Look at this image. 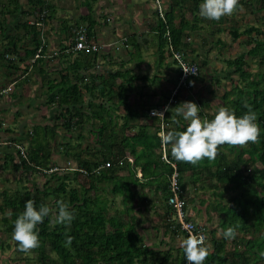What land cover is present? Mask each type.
<instances>
[{"label":"trees","instance_id":"1","mask_svg":"<svg viewBox=\"0 0 264 264\" xmlns=\"http://www.w3.org/2000/svg\"><path fill=\"white\" fill-rule=\"evenodd\" d=\"M29 1L30 15L37 14L40 21L48 19L50 5L43 0ZM99 1L104 0H84L88 14L79 17L63 34L70 39L68 45H61V59L66 66L58 69L56 79L45 86V102L37 108L49 112V116L40 115L41 121L48 122L35 123L30 131L19 128L20 133H16L11 128L2 129L0 121V129L10 136L8 144L0 148V179L10 170L16 185L21 184L20 175L28 176L26 181L30 185L16 187L13 193L1 190L0 252L9 251L14 221L24 211L26 201H34L37 209L41 204L52 209L44 222L37 225L40 246L30 251L35 256L17 250L16 257L0 259V264H187L182 248L170 246V242L186 238L167 205L172 165L181 196L191 211L190 220L203 227L207 234L205 246L211 245L204 264H264V30L248 27L239 32L233 28L229 33L234 40L251 36L244 43L247 50L226 60V71L213 69L209 77L207 52L200 55L194 41L201 36V44L206 47L209 36L221 33V22L226 17L219 21L202 18L199 4L203 0H167L163 19L157 17L153 27L155 64L160 70L156 69L150 78L148 71H133L135 65L140 70L144 64L134 36H127L124 44L135 43L138 50L125 51L124 57H114L103 48L96 52L72 50L75 31L82 26L86 27L89 39L97 43L92 29L99 19L92 12V5ZM162 3L164 0H159ZM243 4H252L253 10L258 4V10H264V0ZM18 9L19 5L10 11L11 17L18 16ZM39 25H17L31 35L29 46L22 55L15 46L0 54V70H5V84L0 91L8 84L17 85L30 67L44 62ZM38 47L42 48L38 54L41 58L31 63ZM174 53H179L185 64L197 66V75L180 82L182 71ZM249 59L261 69L251 80ZM99 61L103 63L101 67ZM167 71L173 77H168ZM233 75L238 76V84L230 81L223 88L222 82ZM152 86L156 89H150ZM198 86L205 87V94ZM188 101L200 107L201 119L209 120L220 106L228 107L237 117L251 108L260 129L258 142L242 147L221 146L214 161L205 159L197 165L176 161L170 146L166 150L161 144L160 133L184 130L187 122L182 117L177 118L178 123L173 122L171 111L164 112V121L157 120L150 111L173 109ZM22 145H26L25 151ZM55 154L64 159L61 165L53 159ZM34 175L42 177L41 186L30 182ZM187 193L192 194L187 198ZM60 199L74 213L70 226L54 222L56 201ZM151 208L161 211V221L142 228L147 220L138 218L136 212ZM214 217L220 230L238 225L236 238L226 240L222 233L216 237ZM194 218L204 223L198 224ZM207 225L211 227L207 229ZM160 228L163 239L158 240ZM65 233L73 237L70 246H66ZM163 246L166 248L162 249ZM12 248H18L17 242H13Z\"/></svg>","mask_w":264,"mask_h":264},{"label":"clouds","instance_id":"2","mask_svg":"<svg viewBox=\"0 0 264 264\" xmlns=\"http://www.w3.org/2000/svg\"><path fill=\"white\" fill-rule=\"evenodd\" d=\"M239 6V0H203L199 4V15L208 20L219 21L222 17L233 15ZM160 18L163 19V12L160 14ZM116 44L115 42L112 46L119 48ZM6 58L12 59L7 56ZM183 71L185 74H190L186 68ZM167 111H171L173 122L178 123L177 118L179 117L187 122L184 130H169L160 133L161 144L166 150L170 146L171 156L178 162L197 165L205 159L214 161L221 146L242 147L259 140L260 129L257 115L251 108L237 117L235 112L228 107L220 106L214 118L209 120L201 119L200 107L194 102L188 101L173 109L165 107L163 112L154 110L153 115L157 117V120L164 121V112ZM56 209L54 222L70 226L75 216L69 205L60 199L56 201ZM50 213H52V209L44 204H41L37 209L34 201L25 202L24 211L14 221L12 232V239L17 242L19 251L29 252L40 246L37 225L43 223L44 218L48 217ZM238 227V225L229 226L222 229L221 233L226 240H233L236 238ZM65 235L67 236L66 246H70L73 237L67 233ZM180 247L184 252L187 264H204L209 255L203 236L192 232H189L188 236L181 240ZM261 255L264 256V253Z\"/></svg>","mask_w":264,"mask_h":264},{"label":"crops","instance_id":"3","mask_svg":"<svg viewBox=\"0 0 264 264\" xmlns=\"http://www.w3.org/2000/svg\"><path fill=\"white\" fill-rule=\"evenodd\" d=\"M18 1V2H17ZM45 3L50 5V12H46V15L48 16V19L44 21H40L39 16L37 14H29V10L31 8L30 1L29 0H0V54L7 49V47H13L15 46L17 51H20L19 55L23 54V51L29 46V38L31 35H28L25 33V31L21 28V26L17 25H32V24H40L41 25V32L39 33V39H41V44L43 46V49H45V55H41L42 60L44 62L36 64L37 67H30L29 72L26 76L21 78L20 82L17 84V91L12 95V89L14 87V84H8L6 88L2 91H0V100L1 99H8V101L11 100V103L8 104L7 107L11 108H4L2 109L0 106V110L3 112L11 111L15 114H19L21 116V110L23 108L29 109L30 107H33L34 109H37L39 105H42L45 102L46 96L43 95V90L45 89V86L48 84V82L53 81L56 79V71L58 69H61V67L66 66V61L64 59H61L62 56V47L61 45H68L70 39H68L69 36L62 35L58 31V22H57V14L61 15V18L68 16L66 12H61L60 10L56 9L55 6H52L53 4H56L55 0H43ZM63 0H60V2ZM84 0H69V2H66L65 4H73L75 7L79 6V10H77V14L75 16H69V18L75 17L74 24L77 22V19L82 16H86L88 14V10L85 6H83ZM154 1V0H152ZM114 2L120 3L121 0H115ZM44 3V4H45ZM112 3V0L107 2L108 5ZM106 3L104 1H99L92 5V12H95V17L98 21V23L93 27L92 33H93V39L103 43L107 44L109 53L114 55V57L121 56L124 57V53L120 52V49L116 51V47L112 46L115 42L116 45L120 46V43H118L121 38H124L127 32L128 38L131 36H134L135 43L139 44V51L141 54L148 53L150 59L146 60L144 59V55L142 57L143 59V65H141L142 69L138 71V67L135 65V74H143L144 72L148 71L149 75L152 74L156 69L160 68L155 64V55L154 52L156 50V43L154 42V26L157 21V17L151 16L144 19V17L141 14H135V18L132 19L131 22L123 21L121 23L116 22V18L113 16L116 14V11L113 10L111 7L105 6ZM17 5H19L20 9H18V16L11 17L10 11L13 10ZM119 5V4H117ZM146 6H149L148 2L145 3ZM162 7L167 8V3L164 2V4H161ZM114 6V5H113ZM112 6V7H113ZM150 10L153 8L152 6H149ZM96 9V11H95ZM98 9H101L103 11V14H100L101 11L98 13ZM76 10V8H74ZM97 12V13H96ZM165 11H163L164 13ZM107 13H110L108 17ZM65 15V16H64ZM103 15H106V18H103ZM187 18H190L189 15H187ZM105 19V21H104ZM73 24V25H74ZM39 25V26H40ZM106 26H108L106 29H104ZM125 26V27H124ZM124 27V28H123ZM132 32V33H131ZM26 34V35H25ZM15 37L11 39L10 37ZM126 39V38H125ZM201 36H198L197 39L194 41V47L197 49V47L200 48L203 46L201 44ZM186 41V40H185ZM217 42V41H216ZM62 43V44H61ZM134 44L127 45L124 49L125 51H137L138 47ZM115 47V49H114ZM42 48L38 47V50H41ZM67 51V50H66ZM124 51V52H125ZM22 53V54H21ZM40 55L37 54V51L33 58H31V63H34V61L39 58H41ZM28 63V61L26 62ZM36 63V62H35ZM100 67L103 65L101 61L98 63ZM20 68H24V64L19 65ZM108 67V66H107ZM43 72V73H42ZM5 75V71L3 74L0 73V83L3 80V76ZM28 79H25L27 78ZM7 83H9L7 78ZM12 88V89H11ZM150 89L155 90V86H152ZM158 91V90H157ZM11 93L12 98L7 97ZM184 94V92H183ZM23 97L29 99L31 102H26L27 104L23 105L21 108H18L17 106L14 107V104L12 103L13 100L17 99H23ZM138 99V96H136ZM135 97V98H136ZM25 101V99L23 100ZM20 104V103H19ZM43 107V106H41ZM17 108V109H16ZM41 112V111H40ZM39 112V113H40ZM162 112V111H160ZM20 118V117H19ZM3 122V121H2ZM33 122V121H30ZM27 123H29L27 121ZM3 126V125H2ZM23 128V127H20ZM139 175V173H138ZM202 225V224H201Z\"/></svg>","mask_w":264,"mask_h":264},{"label":"rangeland","instance_id":"4","mask_svg":"<svg viewBox=\"0 0 264 264\" xmlns=\"http://www.w3.org/2000/svg\"><path fill=\"white\" fill-rule=\"evenodd\" d=\"M114 1L115 0H112V3L110 5L107 4V2H109V0H107V1L104 0V3H106L105 6L111 7L113 10L116 11V14L113 15V16L116 18L115 20L118 23H121L123 21L131 22L132 19L135 18L134 15L135 14L139 15L140 11H141V14L144 17V19L147 18V17H150V15L151 16L154 15L155 18H156L157 14H158V17H159L160 14L163 12L162 5L160 4L161 8L158 9V6L156 5L157 3H156L155 0L154 1H152V0H121L120 3L114 2ZM166 1L167 0H164V2H166ZM246 1H248V0H239V5L240 6L238 7L237 11L231 16H225L226 18L223 19V21L224 20L225 21L221 22V28L223 29L221 31V33L216 34L213 37L209 36V38H208L209 44H207L206 47L201 46L200 51H199V48L197 47V52H199L200 55H203L204 53L207 52L206 57L209 60V67L207 68V72H208V76L209 77L212 76L213 69L217 70L218 72L219 71H226L227 66H226L225 61L228 60L229 58L230 59H234L239 54H241L242 52L247 50V46L244 45V43L251 36L240 37L239 39L234 40L233 37L229 33L233 28L237 29L239 32L244 31L248 27L257 28L259 31H263L264 30V19L262 18L263 15H264V10H258V7H259L258 4L256 6L254 5L256 8H255V10H253L252 8H250V6L252 4H254V3L252 2L251 5H247L246 6L245 4H243V2H246ZM55 2H56V4H53L52 6H55L56 9L60 10L61 12H66L68 14V16L63 17V18H61L60 14L56 15L57 22H58V25H59L58 26V31H59L58 34L61 33V36H62L66 32V29L70 28L74 24L75 17L69 18V16H71V15L75 16L78 13L77 10H79V6L75 7L73 4H65L66 2H69V0H63L61 2H60V0H55ZM146 2H148L149 6L153 7L151 10L149 9L150 8L149 6L145 5ZM117 4H119V5H117ZM74 8H76V10H74ZM156 10L158 11L157 14H156ZM95 11H96V9H95ZM100 11H101L100 14H103V11L101 9H98V13ZM94 14H95V12H94ZM107 15L109 17L112 14L107 13ZM197 26L199 27V25H197ZM107 27L108 26H106L104 29H106ZM128 33H130V32L126 31V34H124L125 37L121 38V40L119 41L120 42V46H119L118 49H120V51L118 53H120V52L124 53L125 50H122V49H124L127 46V45L125 46V44H124L125 41L124 40L127 37L126 35H128ZM201 33H204V32H201ZM204 34H206V33H204ZM251 35H252V37H255V33H252ZM204 36L207 37V34L204 35ZM258 38L262 39V36H259ZM216 41H219L221 43V45H220V43L217 44ZM195 42H197V41H195ZM143 55H144V59L145 58H146V60L150 59V57L148 56L149 55L148 53H144L143 52V54H141V56L143 57ZM198 61H200V59ZM249 63H250V70H249L248 79L251 80L252 78H255L257 76V74L260 72L261 69L257 65L256 62H253L250 59H249ZM2 67H4V65H2ZM171 69H175V67L171 66ZM2 71H5V70H0V73H2ZM133 71H135L134 68H133ZM137 72H139V69H138ZM165 73L170 78L173 77V75H174L171 71H167ZM152 76H153V73L149 75L150 78H152ZM220 76H221V74H220ZM230 81H232L234 83L237 82V84H238V81H239L238 80V76L237 75H233V76L227 78L225 81H223L222 82L223 83V88ZM3 83L5 84L4 81H1L0 86ZM198 88L203 90L202 93L205 94V90H204L205 87H202V86L199 87L198 86ZM17 89H18V87H17V85H15L13 87V89H12V95H14V93H16ZM10 96H11V93L7 97H10ZM133 97H135V96L133 95ZM10 98H12V97H10ZM24 99H25V101H23ZM136 99H137V97H136ZM12 100H13L12 103L14 104V107L17 106L18 108H21L24 105V103L26 105L27 104L26 102H31L26 97L25 98L23 97V99H17V100L12 99ZM130 102L131 103L133 102V98L132 97L130 99ZM9 103H11V100L8 101V99H4V98L0 100V106H2L1 107L2 109L11 108L12 106L11 107H7ZM21 104H23V105H21ZM135 106H136L135 103H133V107H135ZM20 110H21V113H20L21 116L19 115L20 118H19V116L14 115V113L11 112V111H7V112H3L2 113V111L0 110V121H1V124L3 125L2 129L11 128L16 133H20V131H19L20 127H23V132H25L26 130L30 131L29 128L30 127L33 128L35 123L39 124L41 122L44 125V124H46L48 122L47 120L46 121H41V116H40L41 114L49 116V112H46V110H44V109H41V112L37 111V109H34L33 107H30L29 109L23 108V109H20ZM27 121L29 123H27ZM30 121H33V122H30ZM2 129H0V148H2L3 144L4 145L8 144L7 140L10 137V136H6V134H4V132H2L3 131ZM12 137H14V136H12ZM23 139H25V138H23ZM22 142H24V141H22ZM52 144H55V143L53 142ZM4 147H6V146H4ZM22 147H23L22 149L25 151L26 150L25 149L26 145H22ZM53 159L55 160V162H57L60 165L62 163L61 161H64V159L62 160V157L59 154H55V157ZM0 166H1V162H0ZM0 170H1V168H0ZM27 178H28V176L20 175L21 184L17 183V185H16V183L14 182L13 175H11L10 170L9 171L6 170L5 171V177L3 179L9 180V182L2 183L1 181L3 179H0V193H1L2 188H5L6 190H8L11 193H13L14 190L16 189V187L17 188L20 187V186L21 187H24V186L25 187H30L29 183H27V181H26ZM29 179H30V182H34V183H36L39 186H41L43 184V179H42V177L40 178L39 175H37V176L34 175V176H32V178H29ZM74 186H75V184L71 185V187H74ZM190 194H192V193H187L185 195L188 198V197H190ZM208 194H210V193H208ZM208 194H206V197H209ZM230 195H231L230 193L229 194H225V196H224L225 200H227L230 197ZM0 202H1V194H0ZM136 213H137L138 218L147 220V222H144L141 225L142 228H148L149 226L158 225L160 223V221H161L160 215H162V213H161L160 210H154V209L151 208L148 211H143V209H140V211H138ZM141 215H144L145 217H142ZM204 217L206 218V213L204 214ZM194 219H196V218H194ZM212 221H213V224H212L213 226L212 227L217 229L216 237H220L221 230H220V228H217L218 219H216L214 217ZM195 222H197L198 224H200V223L203 224L204 223L203 220H197V219H196ZM210 227H211V225H209V226L207 225L206 226L207 229L210 228ZM207 232H208V230H207ZM162 237H163V235H162L161 228H160L158 230V233H157V238H158V240H160V239H163ZM0 238H1V234H0ZM11 239H12V236H11ZM165 239L168 242L169 241V236H166ZM176 239H180V238H176ZM13 242H14L13 239L10 240V242H8V244L10 245L9 251H5L4 253L0 252V259H4V258H7V257H13L14 258V257H16L18 255V253H17L18 248H15V249L12 248ZM180 242H181L180 240H177L175 242L174 241L170 242V246L172 245L175 248L180 247ZM207 247H208V249H210L211 245L208 244ZM165 248H166L165 246L162 247V249H165ZM11 249H13L14 252H11L10 251ZM27 256L33 258L35 256V254L31 253L29 251V253H27ZM1 264H4V263L2 262Z\"/></svg>","mask_w":264,"mask_h":264},{"label":"built area","instance_id":"5","mask_svg":"<svg viewBox=\"0 0 264 264\" xmlns=\"http://www.w3.org/2000/svg\"><path fill=\"white\" fill-rule=\"evenodd\" d=\"M155 1L157 3L156 5L158 6V9H159L160 8L159 0H155ZM167 36H168V34H167ZM114 44H112V45H114ZM101 48L107 49L108 45L103 44V43L99 44V42L95 43L92 40H90L88 37V32H87L85 27H83V26L79 27L75 31L74 45L72 47L73 51L96 52ZM116 49H118V47H116ZM39 51L40 50L37 51V54H39ZM171 51H172V49H171ZM173 58L178 63V65L180 66L181 71H182V74L180 77V82H183L186 77L197 75V73H198L197 66L185 64L184 61H182L179 53H174ZM185 68L190 71V74L184 73L183 69H185ZM150 115L154 116L153 110L150 111ZM163 158L166 159L164 155H163ZM106 166H108V164H106ZM172 169H173L172 174L169 177L167 205L172 210V214L174 216V221L176 223V226L180 229L181 232H183L185 234L186 237L188 236L189 232H192L198 236H203L204 244H205L207 241L206 231L203 229L202 226H196L195 223H193L190 220V212L187 209L185 199L181 196L182 191H181L179 183H178V179H177L178 175H177L176 168L174 165H172ZM81 172L84 175L86 174V172H84L82 170H81Z\"/></svg>","mask_w":264,"mask_h":264}]
</instances>
